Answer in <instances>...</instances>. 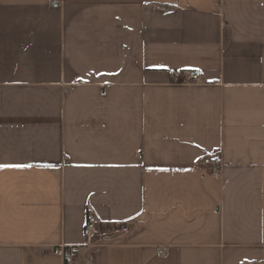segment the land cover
<instances>
[{"label":"crops","instance_id":"0c3cea01","mask_svg":"<svg viewBox=\"0 0 264 264\" xmlns=\"http://www.w3.org/2000/svg\"><path fill=\"white\" fill-rule=\"evenodd\" d=\"M0 164V264H264V0H0Z\"/></svg>","mask_w":264,"mask_h":264},{"label":"built area","instance_id":"2783aa9c","mask_svg":"<svg viewBox=\"0 0 264 264\" xmlns=\"http://www.w3.org/2000/svg\"><path fill=\"white\" fill-rule=\"evenodd\" d=\"M51 8H59L61 6V0H47ZM167 74L171 80L174 82H184V83H198L203 75L202 69H190V70H181V69H168ZM211 174L214 177L219 175L218 167H212ZM84 235L86 237L87 244H91L94 241V238L98 234V229L96 226V217L93 213H89L85 222ZM54 254L66 258V264H74V259L70 253H66L61 246L54 248Z\"/></svg>","mask_w":264,"mask_h":264},{"label":"snow or ice","instance_id":"6c2138e0","mask_svg":"<svg viewBox=\"0 0 264 264\" xmlns=\"http://www.w3.org/2000/svg\"><path fill=\"white\" fill-rule=\"evenodd\" d=\"M23 167H31V165L0 164V168H23Z\"/></svg>","mask_w":264,"mask_h":264}]
</instances>
